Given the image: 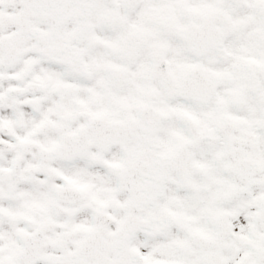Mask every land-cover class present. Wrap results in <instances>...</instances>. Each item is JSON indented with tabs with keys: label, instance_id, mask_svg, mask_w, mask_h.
Returning <instances> with one entry per match:
<instances>
[{
	"label": "snow or ice",
	"instance_id": "obj_1",
	"mask_svg": "<svg viewBox=\"0 0 264 264\" xmlns=\"http://www.w3.org/2000/svg\"><path fill=\"white\" fill-rule=\"evenodd\" d=\"M0 264H264V0H0Z\"/></svg>",
	"mask_w": 264,
	"mask_h": 264
}]
</instances>
